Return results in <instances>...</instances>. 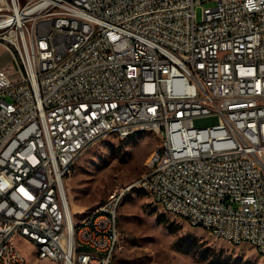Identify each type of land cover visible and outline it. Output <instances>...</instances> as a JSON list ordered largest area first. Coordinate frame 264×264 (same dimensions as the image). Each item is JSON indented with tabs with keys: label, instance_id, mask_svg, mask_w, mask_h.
<instances>
[{
	"label": "built area",
	"instance_id": "built-area-1",
	"mask_svg": "<svg viewBox=\"0 0 264 264\" xmlns=\"http://www.w3.org/2000/svg\"><path fill=\"white\" fill-rule=\"evenodd\" d=\"M0 46V264H27L16 242L44 243L54 264H113L131 184L264 258V0H0ZM133 127L158 129L164 168L103 200L71 245L67 174Z\"/></svg>",
	"mask_w": 264,
	"mask_h": 264
},
{
	"label": "rangeland",
	"instance_id": "rangeland-1",
	"mask_svg": "<svg viewBox=\"0 0 264 264\" xmlns=\"http://www.w3.org/2000/svg\"><path fill=\"white\" fill-rule=\"evenodd\" d=\"M212 6L211 2L197 5L196 21L202 20L203 9ZM10 62L11 56L0 46V65ZM159 145L160 138L152 133L126 140L110 136L83 153L64 181L77 207L75 225L109 195L144 175L147 161ZM130 192L118 212L120 239L113 264H264L253 246L214 239L170 214L147 193ZM16 246L27 264H54L40 261L29 243L16 242Z\"/></svg>",
	"mask_w": 264,
	"mask_h": 264
},
{
	"label": "bare ground",
	"instance_id": "bare-ground-1",
	"mask_svg": "<svg viewBox=\"0 0 264 264\" xmlns=\"http://www.w3.org/2000/svg\"><path fill=\"white\" fill-rule=\"evenodd\" d=\"M26 31H33V23H26ZM9 42H16V35H9ZM24 43H33V35H24ZM16 54H23V43H16ZM142 133H152L155 134L160 138V145L155 149V151L151 154L149 160L147 161V172L142 175L139 179L134 181L133 183H141L145 180H154L155 177V170H162L164 168L165 163V144L164 139L157 128H150V127H133L130 128L123 137H116L120 140H126L132 136L142 134ZM110 137V136H107ZM102 137L94 140V144L104 138ZM114 137V136H113ZM86 151H84L85 153ZM155 163V169H154ZM65 187V186H64ZM133 190H139L147 193L151 198H153V191L147 185H139V184H131V188H127L123 191L122 196L119 197V209L124 201L126 195ZM65 193L67 196V202L69 207H62V214H74L77 213V207L75 203L71 200L69 194V189L65 188ZM118 192H115L109 195L107 198L117 197ZM106 198V199H107ZM154 200V198H153ZM156 201V200H154ZM157 203L161 204L162 207L168 211L170 214L174 215L175 217H181L177 214V207L176 206H168L166 203L161 201H156ZM105 215V208L101 206V203L97 206V208L90 214L81 219L77 224L73 223L69 230V238L70 244L76 247H83V239H79V230L85 227L86 220H95L97 217ZM183 218V217H181ZM185 220V218H183ZM187 223L191 226H194V219H187ZM26 224V217H19L18 223H15V230L17 235H24V225ZM113 227L118 226V213H113ZM196 228H201L204 230V223H196ZM36 255L39 260H43L44 257V243H37L36 246ZM263 258L262 255H259ZM264 259V258H263ZM47 262H51L52 260H43ZM68 264H77V259H70L68 260Z\"/></svg>",
	"mask_w": 264,
	"mask_h": 264
},
{
	"label": "crops",
	"instance_id": "crops-1",
	"mask_svg": "<svg viewBox=\"0 0 264 264\" xmlns=\"http://www.w3.org/2000/svg\"><path fill=\"white\" fill-rule=\"evenodd\" d=\"M141 135H142V134H141ZM154 150H155V149H154ZM130 193H132V192H130ZM130 193H129V194H130ZM127 196H128V195H127ZM126 198H127V197H126ZM126 198H125V199H126ZM124 201H125V200H124ZM124 201H123V202H124Z\"/></svg>",
	"mask_w": 264,
	"mask_h": 264
}]
</instances>
